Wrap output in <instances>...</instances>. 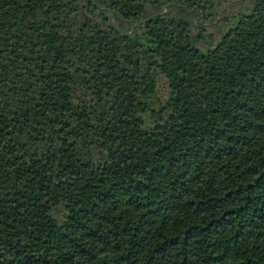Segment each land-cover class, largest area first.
Segmentation results:
<instances>
[{"label": "trees", "instance_id": "trees-1", "mask_svg": "<svg viewBox=\"0 0 264 264\" xmlns=\"http://www.w3.org/2000/svg\"><path fill=\"white\" fill-rule=\"evenodd\" d=\"M247 1L0 0V264H264Z\"/></svg>", "mask_w": 264, "mask_h": 264}, {"label": "rangeland", "instance_id": "rangeland-1", "mask_svg": "<svg viewBox=\"0 0 264 264\" xmlns=\"http://www.w3.org/2000/svg\"><path fill=\"white\" fill-rule=\"evenodd\" d=\"M254 1L255 0H248L247 3L241 7L242 9H238L240 14L250 13L252 11L253 4L255 3ZM229 7L230 5L226 7V9L224 8V10L228 9L229 11L230 9ZM172 9L174 11L172 13L173 16H176V17L181 16L174 8ZM224 13L225 11L223 12V15ZM230 14H231V11H229V14L226 17H228ZM234 15L227 21H222L219 23L218 21H216L214 23H211L210 26L207 25V32L204 33L203 39L197 42L199 48L204 51H207L208 48H214L220 41L221 37L227 32V30L235 25L237 21V17H235ZM161 87L164 88L163 83L161 84Z\"/></svg>", "mask_w": 264, "mask_h": 264}]
</instances>
